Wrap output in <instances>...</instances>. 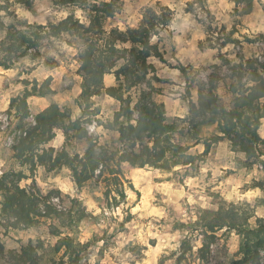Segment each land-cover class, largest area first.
Masks as SVG:
<instances>
[{
  "label": "rangeland",
  "instance_id": "1",
  "mask_svg": "<svg viewBox=\"0 0 264 264\" xmlns=\"http://www.w3.org/2000/svg\"><path fill=\"white\" fill-rule=\"evenodd\" d=\"M32 2V10L19 4H10L9 10L30 24L57 23L69 13L85 22L82 11L75 7H58L53 0ZM120 3L115 17L105 22L107 30L136 28L142 12L149 7L156 11L158 7H167L172 11L167 32L160 33V41L157 37L152 40L158 42L163 54L162 62L156 58L149 60L158 80L149 75L138 87L121 92L122 97L130 98L131 109L140 92L150 93L157 103L164 105L169 122L177 125L176 140L190 145L192 141L185 135L189 128V103L197 104L199 87L217 75V94L227 106L231 102L225 88L232 83L230 68L249 59L263 61L264 0H254L249 13L242 11L245 0H203L201 7L197 0H120ZM231 31L236 42L219 48L222 35ZM67 39L44 42L39 49L40 57L32 61L26 58L9 70L0 68V181L8 173H20L23 178L14 181L17 187L36 194L57 210L69 207L68 198L81 203L90 217L80 224L75 238L81 244L88 243L76 261L78 264H230L241 259V237L236 231L223 228L205 233L180 226L199 220L202 211L216 212L231 204L251 215L250 226L255 225L256 218H264V156L247 159L245 154L233 152L227 139L213 144L204 155V143L218 133L216 125L202 127L200 142L189 148L187 154L198 158L193 165L163 170L131 168L123 163L119 182L126 196L124 200L115 192L108 200L104 198L107 182L103 179L107 173L78 189L66 168L47 173L43 166L37 165L31 171L13 159L11 148L35 125L34 116L51 103L68 109L72 120L82 115L76 102L81 93L78 52L82 45L76 40L68 45ZM220 55L230 64H223ZM179 67L186 69L187 78ZM47 78L51 79L53 94L29 98L27 118L19 120L9 112L10 100L25 88L23 82L37 81L40 85ZM117 86L113 73L104 76V89ZM92 103L84 118L91 119L84 124L87 134L100 147L117 146L119 133L109 125L122 104L106 95L92 98ZM260 104L264 105V98ZM96 110L99 112L95 116ZM137 117L134 112L133 119ZM181 132L185 137L181 138ZM258 134L264 139V119ZM64 143L62 130L56 129L55 138L45 148L60 151ZM86 147V142L72 140L67 149L82 156ZM3 221L0 264H11L12 257L20 253L21 244L37 240L43 242L46 250L41 252L42 264H71L62 256L63 250L58 254L51 250L59 238L49 235L50 221L44 220L30 229ZM259 256L257 264H264V251Z\"/></svg>",
  "mask_w": 264,
  "mask_h": 264
},
{
  "label": "trees",
  "instance_id": "2",
  "mask_svg": "<svg viewBox=\"0 0 264 264\" xmlns=\"http://www.w3.org/2000/svg\"><path fill=\"white\" fill-rule=\"evenodd\" d=\"M32 1L2 0L0 68L9 70L26 58L32 61L40 57L39 49L44 42L61 40L63 37L68 38V45L72 44L71 40L78 41L82 45L78 52V72L82 82L81 93L76 102L82 108V115L72 120L70 111L55 103L37 113L34 116L35 125L30 126L26 135L11 148L13 159L20 166L27 165L31 171L37 165L43 166L47 173L66 168L78 189L107 173V177L103 179L107 182L104 198L108 200L112 192H115L124 200L126 196L119 182L123 163L131 168L151 167L163 170L193 165L198 158L187 152L192 145L200 142L202 127L216 125L218 132L204 143V155L208 154L213 144L227 139L231 150L245 154L247 159L264 156V139L258 134L261 120L264 119V105L260 104V100L264 98V57L263 61L249 59L230 68L232 83L225 88L231 96V102L227 106L217 94V75L212 76L206 85L199 87L197 104L189 103V128L185 134L192 142L190 145H183L176 140L177 125L169 122L162 103H157L150 93L142 91L131 109L130 98L122 97L121 92L138 87L149 75L157 79L154 76L156 69L149 60L156 58L162 62L163 54L158 42L153 43L152 40L157 37L160 41V33L167 32L173 17L170 9L158 7L159 10L156 11L146 8L136 28L121 31L105 28V22L114 18L120 10V0H53L55 6H72L81 10L85 22L76 18L74 13H69L57 23L30 24L9 10L10 4H19L32 10ZM202 1L197 0L200 7ZM253 1L245 0L243 13L252 11ZM232 34L231 31L222 35L219 48L236 42L232 39ZM220 58L223 64H230L224 56L220 55ZM178 70L187 78L184 67H179ZM110 73L115 75L118 86L104 89L103 78ZM50 81L47 78L40 85L37 81L32 84L23 82L25 88L10 100L9 112H13L19 120L27 118V100L52 95ZM30 85L31 88L28 89ZM101 95L122 104L109 125V128L119 133L118 145L109 148L98 146L84 127L85 123L91 122V119L84 118L93 104L92 98ZM98 112L96 110L93 115L96 116ZM134 112L137 113V119H133ZM56 129L62 130L65 137L60 151L45 148L55 138ZM185 135L180 133L181 138ZM72 140L86 142L87 147L82 156L67 149ZM262 166L264 168V163ZM21 178L23 175L20 173H8L0 181V222L13 221L14 226L22 224L30 229L50 221L49 235L59 238L51 249L53 254L63 250L62 256L67 258V263L78 264L76 261H79V255L88 247V243L81 244L75 238L80 224L90 216L76 199L68 198L69 207L57 210L48 201H41L36 194L19 189L14 181ZM112 199L117 206L116 199ZM201 214L196 222L180 226L192 231L201 229L205 233L223 228L232 229L241 237L242 257L230 264L259 262V253L264 251V218H256L255 225L250 226L251 215L233 204L227 208L221 207L216 212L202 211ZM45 251L41 240L21 244L20 253L12 257L11 264H42L41 252Z\"/></svg>",
  "mask_w": 264,
  "mask_h": 264
}]
</instances>
